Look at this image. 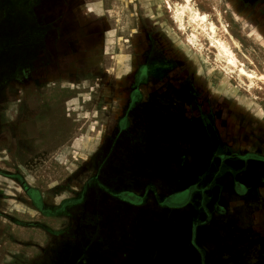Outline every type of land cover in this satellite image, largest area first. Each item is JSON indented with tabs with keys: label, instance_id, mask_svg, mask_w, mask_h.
Masks as SVG:
<instances>
[{
	"label": "rangeland",
	"instance_id": "rangeland-1",
	"mask_svg": "<svg viewBox=\"0 0 264 264\" xmlns=\"http://www.w3.org/2000/svg\"><path fill=\"white\" fill-rule=\"evenodd\" d=\"M39 1L0 0V84L24 80L36 59L52 63L39 113L40 135L26 147L27 167L19 174L42 193L54 195V204L66 202L58 209L62 214L54 217L23 211L27 207L13 203L8 210L17 208L22 217L7 222L12 229L2 236L0 248L28 251L31 264H264V227L249 231L248 214L225 208V191L204 185L202 209L186 205L196 187L181 182L184 169L176 164L184 140L180 134L191 130L180 126L185 95L163 93L169 98L163 105V140L116 132L131 80L152 48L186 57L187 70L198 82L195 88L220 119L221 140L241 153L258 150L264 156V86L256 80L250 84L237 70L225 71L203 37L187 44L191 29L184 35L175 31L166 0H84L88 25H57L60 37L47 43L40 40L47 26L38 24L31 10ZM52 1L43 13L63 16L65 6H72L75 16L80 15L76 0ZM193 2L213 19L220 12L236 44L228 35L221 38L232 47L237 65L264 74V0ZM149 138L166 150L163 171L131 164L138 159L134 145ZM87 183L91 189L85 191Z\"/></svg>",
	"mask_w": 264,
	"mask_h": 264
},
{
	"label": "flooded vegetation",
	"instance_id": "flooded-vegetation-1",
	"mask_svg": "<svg viewBox=\"0 0 264 264\" xmlns=\"http://www.w3.org/2000/svg\"><path fill=\"white\" fill-rule=\"evenodd\" d=\"M47 1L40 0L33 4L31 9L33 16L37 19V23L47 26L40 39L43 43L51 42V40L55 41L59 38L60 33L57 25H70L72 20H74L73 15H76L71 10L72 6H69V10L65 6L63 16L51 17L50 12L47 14L43 13L45 5H53L54 3L52 0ZM75 3L77 4L74 6L78 9L77 5L80 0H76ZM150 39L153 41L152 38ZM145 57L144 63L139 66L131 80L125 113L117 123L116 132L121 134V136H129L134 133L143 137L154 138V141L156 137H159L160 141L163 140V136H165L163 133H166L164 132L166 123H163V110L165 111L163 105L169 103V98L163 93L171 92L177 95H185V97H181L183 112L181 113L182 116H180V126L187 130L191 128V130L180 134L184 138L183 144L179 146V152L176 151L177 149L175 151L178 154L176 164L184 169L182 175H180L181 182L188 181L192 183L193 187H196L195 192L194 190L191 192L192 203L186 204L187 207L200 211L202 209L200 205L202 201L200 189L204 185H210L212 190L216 189L217 192L225 191L228 194L224 205L227 210L231 213L240 212L249 215V231L251 229L255 230L254 228L260 225L264 227V217L260 213L264 209V156L258 150L241 153L228 145L226 141L221 140L219 129L217 128V121H220V119L215 116L207 98L202 97L200 92L191 85L190 80H187L181 86L177 85L172 88H169L168 84L163 86V80L167 78L168 73L175 70L177 65L172 59L164 57L162 50L160 51L157 48L154 50L153 48L149 49ZM51 69H53L52 63L34 60L31 67L27 70L24 80L4 82V84L7 83L5 86L0 84V102L3 100L6 88L13 87L15 84H23L30 81L44 91L50 83L46 80L50 79L49 72ZM179 99L175 98L176 101ZM204 105H206V108L203 109ZM179 128L180 131H184L181 127ZM114 135L120 138V135ZM151 138L145 144L139 143L136 139L135 144L137 142L139 145H134L133 152H135V157L138 159L134 158L131 164H137L139 168L151 169L154 167L163 171V165H168L167 160L163 162V150H166L162 145L159 148L152 145ZM31 141L35 142V140L30 138L17 139V142L22 144L25 155L29 153L28 148L31 145ZM128 153L131 152L128 151ZM150 153L157 154L159 158L151 160ZM146 156L147 159L145 158ZM142 158H144L143 161L141 160ZM25 165L27 166V164ZM13 176L27 195L31 206L41 216L54 217L62 214L58 209L65 205L66 198L62 199L57 205H51L43 200L39 190L28 188L20 174H13ZM160 182L162 183V181ZM90 184H85V191L91 189ZM61 191H66V189ZM1 195L2 193L0 192ZM218 206L222 207L219 203ZM215 208L213 209V214H218L217 216L220 217V212L216 211L217 208ZM249 209L252 210L250 211ZM205 226H202V228ZM196 229H201V227L199 226ZM201 233L204 234L203 231ZM1 236H4V234ZM22 264L31 263L28 261Z\"/></svg>",
	"mask_w": 264,
	"mask_h": 264
},
{
	"label": "crops",
	"instance_id": "crops-1",
	"mask_svg": "<svg viewBox=\"0 0 264 264\" xmlns=\"http://www.w3.org/2000/svg\"><path fill=\"white\" fill-rule=\"evenodd\" d=\"M84 3L83 0H80V15L74 16V20H72L70 25H78L79 28L83 29L88 25L87 17L82 14V8H85ZM151 38L155 40L153 36ZM165 38L163 36V40ZM163 56L172 59L177 65L175 70L168 73L167 78L163 80V86L168 84L169 88H172L177 85H184L187 80H190L191 85L197 87L195 82H198L193 79L192 72L187 70L186 57L184 55L173 57L163 52ZM46 81L51 82V79H47ZM44 99L43 89L34 85L33 82L27 81L23 84L7 87L3 100L0 102V192L2 193L0 196V242L2 241L1 235L10 234L9 232L12 228L7 226V222L13 224L10 218L13 216L22 217L16 214L17 208L8 210L13 203L18 202L23 207H27V210L23 209V211L33 210L39 214L29 203L27 195L22 190L18 181L14 179L13 174L19 175L20 169L27 167L24 163L23 146L17 142V139H33L40 135L41 115L39 116V113L44 104ZM11 170L17 172H12ZM22 179L28 188H36L40 191L37 186L29 185L25 181V177L22 176ZM40 193L45 202L54 205L53 200H51L53 195L50 196L41 191ZM260 213L264 217V209ZM9 255L10 262L6 260V257ZM29 258L30 253L22 248H0V259L2 260V262L0 260V264H22L28 262Z\"/></svg>",
	"mask_w": 264,
	"mask_h": 264
},
{
	"label": "bare ground",
	"instance_id": "bare-ground-1",
	"mask_svg": "<svg viewBox=\"0 0 264 264\" xmlns=\"http://www.w3.org/2000/svg\"><path fill=\"white\" fill-rule=\"evenodd\" d=\"M193 3V0H182L181 3L172 0L165 1V9H167V11L169 10V21L175 27V31L178 30L180 34L184 35L186 29L189 30L190 28L191 31L185 36L187 44L193 45L194 42L200 41V37H203V39L208 41L207 44L209 43L210 47L214 49V61H216V63L223 62L224 65L222 66L225 71L233 72L237 70L238 75L247 78L250 84L256 80L264 86V74L256 75L254 72L248 71L245 66L237 65L238 61L234 52L231 50L232 47H230L226 41L222 40L221 36L224 35H228L229 39L232 37L229 33L228 25L221 18L220 12L217 11L215 13L214 17L217 19L215 20L210 16V13L200 12L195 8ZM203 39H201V41ZM232 41L236 44L234 40ZM198 54H200V52H198Z\"/></svg>",
	"mask_w": 264,
	"mask_h": 264
}]
</instances>
